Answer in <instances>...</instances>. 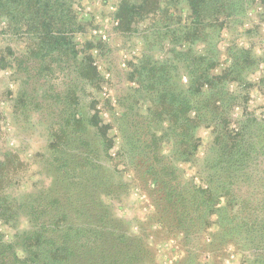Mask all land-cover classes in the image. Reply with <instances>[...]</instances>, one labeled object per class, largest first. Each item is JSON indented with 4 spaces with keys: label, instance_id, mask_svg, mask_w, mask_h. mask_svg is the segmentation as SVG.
<instances>
[{
    "label": "trees",
    "instance_id": "obj_1",
    "mask_svg": "<svg viewBox=\"0 0 264 264\" xmlns=\"http://www.w3.org/2000/svg\"><path fill=\"white\" fill-rule=\"evenodd\" d=\"M259 6L264 9V0L119 1L116 18L120 30L131 31L150 18L153 23L145 37L173 44L167 59H144L131 72V78L147 92L149 112L167 124L166 131L164 127L154 130L148 147L155 152L160 143L169 142L171 154H163V164L177 167L180 162H193L197 166L199 183L195 178L181 179L180 175L175 183H167L158 176L160 170L155 172L143 163L133 165L151 188L156 223L170 233H181L185 240L186 255L178 264H203L200 244L192 247L193 240L199 231L212 227L216 229L206 248L214 257L224 244H232L244 253L242 264H264V119L254 116L247 107L248 88L252 85L248 77L264 64V53L258 55L251 48L239 47L233 38L227 47L224 69L216 71L221 64L216 32L225 25L234 28L241 24L250 9ZM0 20L10 31L31 40L27 53L41 59L59 55L73 59L77 79L100 85L101 74L91 51L94 44L85 42L80 49L75 41L84 23L77 16L74 0H0ZM196 43H205L206 49L195 50ZM46 65L51 70L50 63ZM236 106L242 108V114L234 120ZM63 117V125L51 134L49 167L53 171L61 159L59 148L69 138L67 133L86 131L88 125L96 129L102 150L110 155L114 138L108 131L112 126L103 123L99 112H73ZM201 127L212 131V139L199 159L202 139L197 131ZM137 144L138 136L131 135V147ZM121 149L122 145L117 154ZM64 161L71 167L65 174L73 171L77 175L76 180L66 179L67 184H89L91 165L83 153L66 155ZM11 166V158L0 160V187L8 179ZM58 180L54 179L57 187L65 182L62 176ZM118 184H113L112 191L108 189L111 197L118 193ZM89 190L90 186L84 197L89 196ZM99 202H82V214H88L90 219L69 226H61L62 220L55 219L68 211L62 209L51 216L30 203L28 214L34 227L20 236V248L7 241L0 229V264H152L147 237L142 233L146 228L132 233L128 221L111 210H100ZM12 206L9 201L0 203L1 219L14 218Z\"/></svg>",
    "mask_w": 264,
    "mask_h": 264
},
{
    "label": "rangeland",
    "instance_id": "obj_2",
    "mask_svg": "<svg viewBox=\"0 0 264 264\" xmlns=\"http://www.w3.org/2000/svg\"><path fill=\"white\" fill-rule=\"evenodd\" d=\"M119 1L74 0L77 16L84 23V30L76 34L75 41L80 49L85 42L94 44L91 51L101 74L100 85L85 84L77 79L73 59L61 55L41 59L30 51L27 53L28 45L32 47L31 40L26 35L10 31L5 26L6 22L0 20V160L9 157L13 165L7 172L8 179L1 184L0 203L9 201L16 211L9 221L0 218V229L7 241L20 248V236L34 227L28 214L30 203L45 209L51 216L62 209L68 211L64 217L54 218L62 220L61 226H69L89 220L88 214H82L85 209L82 202L87 200L91 204L98 199L100 210L106 213L111 210L128 221L132 233L146 228L142 233L147 237L152 264H178L186 255L185 240L181 233H170L156 223L151 188L133 166L136 162L143 163L144 167L150 165L155 172L160 170L158 176L167 183L178 181L177 175L181 179L185 177V180L195 178L199 183L197 166L193 162H180L176 165L180 169L173 164H163V154H171L169 142L160 143L155 152L148 147L154 130L164 127L166 131L167 124L149 112L147 92L142 91L135 78H131V72L144 59L158 62L167 59L173 44L169 40L145 37L153 23L150 18L133 26L131 31L120 30L116 18ZM216 34V47L221 59L216 71L224 69L227 47L233 38L239 47L251 48L261 55L264 53L263 7L251 8L241 24L234 28L225 25ZM151 41L155 44H150ZM194 49L202 51L206 49V44L196 43ZM7 63L9 66L3 67ZM46 63H50L53 71L46 69ZM259 67L248 77L252 85L248 88L247 107L254 116L264 119V81L261 82L264 64ZM68 91L71 94L69 98ZM82 111L91 115L99 112L103 123L112 126L108 131V135L114 138L110 155L102 150L96 129L88 125L86 131L67 133L69 138L59 148L61 159L53 171L49 167L52 158L51 134L63 125V115ZM233 114L234 120L239 119L242 108L236 106ZM197 134L202 139L198 151V158L201 159L211 142L212 131L201 127ZM131 135L138 136L135 148L130 145ZM121 145V153L117 154ZM76 153H83L92 166L90 185L70 186L66 183L68 178L76 180L77 175L73 171L65 174L71 167L66 165L64 158ZM95 164L97 166L93 168ZM58 176L65 179L59 187L54 182ZM115 182H119L120 188L111 197L108 189L112 191ZM88 186L91 189L89 196L84 197ZM94 187L100 190L93 192ZM215 218L212 217L213 220ZM214 228L199 231L198 238L191 239L194 242L192 247L200 244V261L203 264H242L244 253L237 246L224 244L215 257L207 250L206 245L213 238Z\"/></svg>",
    "mask_w": 264,
    "mask_h": 264
}]
</instances>
